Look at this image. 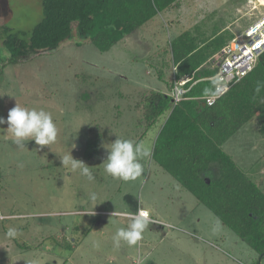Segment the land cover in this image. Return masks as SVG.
<instances>
[{"label": "rangeland", "instance_id": "374dc122", "mask_svg": "<svg viewBox=\"0 0 264 264\" xmlns=\"http://www.w3.org/2000/svg\"><path fill=\"white\" fill-rule=\"evenodd\" d=\"M41 1L0 0V117L6 120L17 102L49 111L58 128L51 145L27 141L21 150L7 123L0 125V264H264L152 161L164 118L140 141L150 155L136 181L113 179L101 165L103 144L116 135L136 142L145 133L142 94L169 92L172 38L183 30L201 39L219 30L243 36L264 15L261 0H181L179 8L157 15L108 52L73 32L57 49L2 70L9 58L3 27L30 32L42 19ZM90 139L98 141V155L84 160ZM263 144L256 123H249L222 148L262 190ZM70 148L74 159L91 167L93 181L63 167L60 156ZM91 192L99 196L93 212ZM141 207L151 220L142 240L115 247L112 237L128 221L112 214ZM9 227L19 230L17 237L6 236Z\"/></svg>", "mask_w": 264, "mask_h": 264}, {"label": "trees", "instance_id": "16d2710c", "mask_svg": "<svg viewBox=\"0 0 264 264\" xmlns=\"http://www.w3.org/2000/svg\"><path fill=\"white\" fill-rule=\"evenodd\" d=\"M180 3L181 0H42V19L30 32L3 27L1 42L9 58L2 70L40 52L57 49L73 32L89 40L99 52H108L160 13L179 8ZM233 38L229 33L220 34L199 45L197 38L186 31L169 42L171 61L176 66L174 78H191L184 87L188 90L176 105L170 95L143 93L138 107L143 110L145 133L136 142L140 143L147 131L164 118L154 141L152 161L263 258L264 190L222 146L249 123H256L264 142V88L255 92L257 81L264 82V52L255 68L213 106L203 101L205 89L212 88L208 78L216 71L202 67ZM172 88L173 82L168 84L169 91ZM98 148V141L90 139L83 159L97 157Z\"/></svg>", "mask_w": 264, "mask_h": 264}, {"label": "clouds", "instance_id": "9594fccd", "mask_svg": "<svg viewBox=\"0 0 264 264\" xmlns=\"http://www.w3.org/2000/svg\"><path fill=\"white\" fill-rule=\"evenodd\" d=\"M212 88L205 89V95L210 97L208 103L211 104L214 98L225 94L229 89L227 83H222L219 76L211 78ZM264 88V82L257 81L255 92L259 93ZM7 123V134L12 138V142L17 149H25L27 141H35L36 145L48 146L57 140L58 128L53 120L52 114L43 109L28 107L18 104L8 112L7 119L0 117V125ZM116 139L111 143L103 144L107 151L106 158L101 164L103 171L107 176L124 182L136 181L144 172L141 161L150 155L149 150L142 143L134 142L132 139L116 135ZM63 167L69 169L72 173L86 177L87 180L95 179L91 167L71 155V148L68 152L60 156ZM99 196L96 192H91L87 196V202L93 208L97 203ZM91 212V213H92ZM112 216H124L128 223L126 227L117 228L112 237L113 244L119 248L121 242L129 246H135L142 240L143 233L151 223L150 212L144 208L136 213L114 212ZM220 225L213 228L217 231ZM19 234L16 227H9L6 232L8 238H15Z\"/></svg>", "mask_w": 264, "mask_h": 264}, {"label": "built area", "instance_id": "2783aa9c", "mask_svg": "<svg viewBox=\"0 0 264 264\" xmlns=\"http://www.w3.org/2000/svg\"><path fill=\"white\" fill-rule=\"evenodd\" d=\"M263 52L264 15L249 25L244 30L243 36H234V38L215 55L212 61L216 67V74L213 77L219 76L221 82L227 83L228 89L230 90L232 86L237 84L255 68L257 60ZM172 70L173 74H175L176 67L173 66ZM211 78H208V80H211ZM190 80L191 78L187 76L178 80L173 77V88L170 96L172 97L174 105L183 99L184 94L188 90L184 87ZM223 95L214 98L211 104L207 102L208 99H210L208 96L204 97L203 101L210 107Z\"/></svg>", "mask_w": 264, "mask_h": 264}, {"label": "crops", "instance_id": "0c3cea01", "mask_svg": "<svg viewBox=\"0 0 264 264\" xmlns=\"http://www.w3.org/2000/svg\"><path fill=\"white\" fill-rule=\"evenodd\" d=\"M165 12V11H164ZM163 13V12H162ZM161 14V13H160ZM186 31H189V30H183L182 32H179V34H177L176 36H174L172 39H174V38H176L177 36H179V35H181L182 33H184V32H186ZM189 32H191V31H189ZM192 33V32H191ZM226 33H229V32H227L226 30H219V31H217V32H214L213 34H211V36L208 38V39H201L200 37H199V33H196V34H193L192 33V35L193 36H195L196 38H197V40H198V44L199 45H202V43L203 42H206V40H209V39H211V38H213L214 36H218V35H220V34H222V35H224V34H226ZM218 54V53H217ZM216 55V54H215ZM215 55L210 59V60H208V62L205 64V65H203V67H202V69H206V70H210V71H216V67H215V64L213 63V58L215 57ZM172 62V61H171ZM171 66L173 67L174 65H173V63H171ZM176 67V66H175ZM173 77H174V74H173V76H172V78H171V81L168 83V84H170L172 81H173ZM195 84V83H194ZM170 93H171V91H169L168 93H167V95H170ZM163 122H164V120H163ZM252 124V123H251ZM222 148H223V146H222Z\"/></svg>", "mask_w": 264, "mask_h": 264}, {"label": "bare ground", "instance_id": "6f19581e", "mask_svg": "<svg viewBox=\"0 0 264 264\" xmlns=\"http://www.w3.org/2000/svg\"><path fill=\"white\" fill-rule=\"evenodd\" d=\"M262 4H264V0H261Z\"/></svg>", "mask_w": 264, "mask_h": 264}]
</instances>
